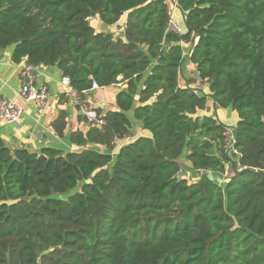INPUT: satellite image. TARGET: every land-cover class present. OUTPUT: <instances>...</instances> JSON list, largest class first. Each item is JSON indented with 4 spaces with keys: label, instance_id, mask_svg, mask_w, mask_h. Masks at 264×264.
<instances>
[{
    "label": "trees",
    "instance_id": "16d2710c",
    "mask_svg": "<svg viewBox=\"0 0 264 264\" xmlns=\"http://www.w3.org/2000/svg\"><path fill=\"white\" fill-rule=\"evenodd\" d=\"M177 11L181 35L167 32L164 0H0V53L55 66L81 96L125 86L98 111L104 126L70 135L103 151L0 139V264H264V0ZM124 17V40L89 22ZM188 65L206 92L179 85ZM209 99L237 115L232 152L229 126L201 114Z\"/></svg>",
    "mask_w": 264,
    "mask_h": 264
},
{
    "label": "crops",
    "instance_id": "0c3cea01",
    "mask_svg": "<svg viewBox=\"0 0 264 264\" xmlns=\"http://www.w3.org/2000/svg\"><path fill=\"white\" fill-rule=\"evenodd\" d=\"M175 15L176 14H174V17ZM176 17L177 20L181 22V14L176 15ZM95 24L96 32L105 33L107 31L106 33L111 34L114 39L124 40L125 17L112 26L105 27L101 21ZM13 51L14 47L11 46L2 50L0 53V95L22 106L23 113L19 120L13 124L5 123L0 118V139L4 141L6 146L12 150L21 148L31 153H39L44 148L61 150L64 152H78L83 148L103 151L99 149V147L90 146L88 144L83 147H77L70 141L71 133L80 131L85 134L89 129V125L81 117L77 103L66 95L67 88L62 83V75L55 66H37L36 79L38 84H45L48 87V97L43 112L39 114L34 103L26 104L22 101L19 96L21 88L20 72L21 66L25 60L14 62L12 59ZM187 51L188 49L185 52ZM192 68L193 67L189 65L184 68V78L180 79L179 85L185 87L188 85L187 81L192 80L188 86L195 90H201V87L206 84L197 79L195 70H193L195 73L191 72ZM124 87L125 86L122 84H117L109 87L90 89L80 97L91 108L95 109L97 112L100 111L103 115L107 111L116 108V93ZM209 104L213 106V113L211 114L207 113V106ZM207 106L201 114L206 116L211 115L219 119L217 109L210 99ZM61 113L64 115L65 124L61 135H59L54 129V124ZM220 115L221 117L226 115L229 119H235L234 122L237 121V115L235 117L234 111H230L229 113L228 110H222L220 111ZM129 116L132 117V113H129ZM131 122L133 126V136L131 139H133V137H135L134 128L136 127L139 132L141 126L140 123L136 121L132 120ZM119 145L120 142L117 141L115 147L118 148ZM198 175L200 176L201 172H199Z\"/></svg>",
    "mask_w": 264,
    "mask_h": 264
},
{
    "label": "built area",
    "instance_id": "2783aa9c",
    "mask_svg": "<svg viewBox=\"0 0 264 264\" xmlns=\"http://www.w3.org/2000/svg\"><path fill=\"white\" fill-rule=\"evenodd\" d=\"M167 8L168 23L167 32H173L181 35L182 31L177 24L174 14L177 10V0H164ZM183 51L185 52L187 46L182 44ZM186 53V52H185ZM37 66L24 62L21 66L20 78L21 88L19 96L24 103H34L38 113H42L46 106V99L48 97V87L45 84H38L37 82ZM62 83L66 86V95L73 99L78 106L79 113L84 121L89 126L102 127L105 125L103 116L100 115L95 109L91 108L85 101L81 99L75 89L70 85L69 79L61 77ZM99 88L95 82L92 83L91 89ZM83 92L82 94H84ZM23 113V107L12 100L6 99L0 95V118L5 123H16ZM235 130L232 127L225 129V145L229 151L232 152V147L235 142Z\"/></svg>",
    "mask_w": 264,
    "mask_h": 264
},
{
    "label": "rangeland",
    "instance_id": "374dc122",
    "mask_svg": "<svg viewBox=\"0 0 264 264\" xmlns=\"http://www.w3.org/2000/svg\"><path fill=\"white\" fill-rule=\"evenodd\" d=\"M175 14L176 15H178V14H180L177 10L175 11ZM176 15H175V18H176V22H177V24L180 26L181 25V22L180 21H178L177 20V17H176ZM97 18H92V19H90V24H91V26L95 29V31H96V27L94 26V25H96L95 23L96 22H98L99 23V19H97V21L94 23V21L96 20ZM99 20V21H98ZM103 24V23H102ZM101 25V24H100ZM104 25V24H103ZM105 27H107L106 25H104ZM107 32V31H106ZM105 32V33H106ZM101 33H104V32H101ZM107 34V33H106ZM119 36V35H118ZM194 69L192 68V70H191V72L193 73L194 71H193ZM201 85V84H200ZM200 91H203V92H206L207 91V87H206V85H204V86H202L201 87V90ZM223 109H218L217 108V113H218V116H219V119L221 120V122L223 123V124H225V125H228L229 127H231L232 125H234L235 124V122H234V120L235 119H229V117H227L226 115H223L222 117H221V115H220V111H222ZM228 110V112L230 113V111H232L231 109H227ZM227 110H224V111H227ZM213 111V106L211 105V104H209L208 106H207V113L208 114H211V113H213L212 112ZM224 113H226V112H224ZM235 117H236V113H235ZM226 128H227V126H226ZM135 129V136L136 135H138L139 134V132L137 131V129H136V127L134 128ZM191 169L190 168H188V166H187V164H182V172L180 173L181 175H182V177L184 176V177H186L187 178V181L188 182H194V181H196L195 179H197L196 178V176L194 175V177L192 176L193 175V173L190 171ZM228 176H229V174L227 173V174H224V175H215L214 177V179L216 180V181H218V182H224L225 180H226V178H228Z\"/></svg>",
    "mask_w": 264,
    "mask_h": 264
}]
</instances>
